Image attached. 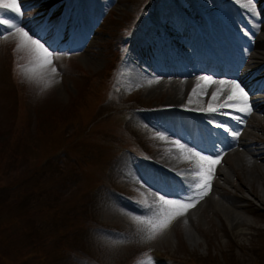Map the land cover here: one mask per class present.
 Segmentation results:
<instances>
[{
    "label": "rangeland",
    "instance_id": "rangeland-1",
    "mask_svg": "<svg viewBox=\"0 0 264 264\" xmlns=\"http://www.w3.org/2000/svg\"><path fill=\"white\" fill-rule=\"evenodd\" d=\"M82 1L83 27L74 33L80 0H18L23 15L16 22L61 56L54 61L58 82L47 90L18 74L15 41L0 39V255L7 260L0 258V263L264 264V206L256 200L242 201L238 208L214 196L223 214L219 218L204 195L198 212L196 203L154 240H147L145 226L131 218L148 214L138 201L152 203L161 195L151 187L154 183L164 188L173 183L155 165L181 166L187 163L183 155L196 158L182 155L174 144L163 146L169 139L146 134L160 129L154 121L167 129L174 126L167 115L155 116L153 111L137 117L132 111L135 97L146 101L130 81L133 51L128 47L124 56L123 47L117 51L111 46L123 27L140 32V38H134L138 44L150 36L147 25L157 23V12L161 20L176 25L181 20L177 13L188 16L190 3L210 1ZM12 17L14 13L4 10L3 18ZM61 19L67 32L61 28L65 34L58 38ZM121 58L123 76L113 78ZM161 93L150 104H163L173 95L172 89ZM120 132L124 139L115 137ZM134 147H140L148 161ZM222 167L233 179L229 167ZM240 175L246 184L242 193L250 196L253 188L264 197L258 177L250 185L247 174ZM189 191L186 188L180 197ZM192 209L199 215L190 222L187 215ZM224 209L243 223L229 221Z\"/></svg>",
    "mask_w": 264,
    "mask_h": 264
},
{
    "label": "bare ground",
    "instance_id": "bare-ground-1",
    "mask_svg": "<svg viewBox=\"0 0 264 264\" xmlns=\"http://www.w3.org/2000/svg\"><path fill=\"white\" fill-rule=\"evenodd\" d=\"M207 1H210L212 5L208 2H199V4L196 3L197 5H190L189 12L195 19L181 14L182 22H176V25L169 24L166 20H161V13L157 12L156 19L158 21L154 24H157L158 28L151 25L153 22L149 23L147 26L151 31L150 36L146 39L142 37L138 44L135 43L134 38H140V32H137L132 37L134 44L132 47L131 66L134 68V72L131 74L130 81L132 88L142 93L146 101L142 102L135 97L131 104H134L133 107L135 108L132 111L135 112L137 117L155 111L152 115H167L168 122L174 117L184 119L185 126L191 130L195 129L196 126L209 128L210 121L222 122L228 119H225L222 114H209L203 110H195L198 108H206L209 102L208 95H200V88H197V94L192 96V103H188L192 89L196 85V78L202 74H211L214 79L237 78L242 86L245 87V90L249 93L252 109L251 114L242 115L241 113H233L234 115H242L244 123L239 124L236 122L230 127L233 130L240 131L239 137L233 139L225 132L217 141L220 143L219 150H214L211 146L199 150L202 154L211 155L213 158L219 153L223 154L220 163L213 167V178L211 179L208 192L204 197L210 211L216 214L217 217L223 218L221 210L216 206V202H213L212 198L214 196L221 197L223 201L238 208H242L240 205L242 201L253 204L256 200L260 205L264 206V197L253 188L251 191H248L250 196L242 193L246 188V184L242 181L240 175V172L246 173L247 182L250 185L258 177L264 187V140L260 137V134L264 136V94L256 97L252 96L255 93L263 92L260 89L264 87V83L258 86L248 85L246 82L247 78L251 79L255 75H261L260 70L264 69V0H252L251 9L245 7L248 0H229L222 5H220V0ZM219 7L221 8L219 9ZM184 24H187V29L181 27ZM189 31H192V33L195 32L196 36L194 37L193 43L189 42ZM160 32L163 33L161 38L158 36ZM213 36L219 40L218 43H215V46L211 44L215 40ZM237 43H244L243 47L247 46L249 48V52H246L245 58H241L243 64L248 67L244 69L242 76L237 75L231 70L234 62L225 59V52L235 51ZM178 44L187 45L188 49L197 48L194 61L184 51L180 50ZM203 44H206L210 49L215 48L216 55L213 54L217 59L213 58L209 51L210 54L207 51H203ZM201 47L202 49H200ZM170 50L179 51L180 57L182 56L186 62L183 63L186 67L183 65L179 68L174 66L179 59L177 57L179 54L175 55V52L170 53V61L167 60L164 62L163 67L158 66L156 61L158 57L163 55L167 59V54ZM200 84L203 86L204 82L201 81ZM163 89H172L173 95L163 102V104H150V99L156 95L161 96ZM211 91L212 88H209V95ZM213 103L215 104V102ZM223 111L228 112L230 110L223 109ZM154 123L156 128L160 129H157L156 132L146 133L149 137L152 134L164 135L163 132H167L171 136V138L167 137L169 141L179 139L182 143L196 150V145L193 144V141L180 138L177 131L164 128L158 122L154 121ZM115 137L124 139L125 135L120 132ZM247 139L249 142H246ZM93 140L95 141V139ZM169 141L163 146L173 145ZM92 146H94L93 143ZM183 158L187 163L181 166L179 164H173L167 168L159 165H155L154 167L159 171L166 172L169 182L171 178H174L176 184H178L176 179L178 178L177 172L181 173L182 170L193 166L191 163L192 160L187 155H183ZM222 164L229 167L233 179L223 169ZM219 180L229 184L233 188V191L225 188ZM234 181L239 182L238 186L232 184ZM151 187L167 198L176 197L174 190L155 186ZM199 204H201V201L195 206L196 208L194 210L196 212L201 209V207L197 208ZM194 210H190V214L187 215L190 222L198 219L199 214L193 213ZM224 212V215L229 221L237 222V225L241 224V222L243 223L242 219H236V216L228 210L224 209ZM185 229L191 238V243L195 244L196 240L191 235L190 230L187 226Z\"/></svg>",
    "mask_w": 264,
    "mask_h": 264
},
{
    "label": "snow or ice",
    "instance_id": "snow-or-ice-1",
    "mask_svg": "<svg viewBox=\"0 0 264 264\" xmlns=\"http://www.w3.org/2000/svg\"><path fill=\"white\" fill-rule=\"evenodd\" d=\"M245 7L251 9L252 0H248ZM4 10L14 13L15 17L3 18ZM22 15L18 0H0V26H3V30L0 31V39L15 41L13 54L16 56L15 67L18 74L26 82L47 90L52 84L58 82L59 73L54 61L59 60L61 56L54 49H51V45L46 46L40 38L30 34L29 31H26L24 27L16 22V17ZM21 60L24 63H20ZM201 81L204 82L203 86L200 84ZM197 88H200V95L209 96V102L206 108L195 110H203L209 114L227 115L239 124L244 123L242 115L251 114L249 93L237 78L214 79L211 74L198 76L192 94L189 96V104L192 103V96L197 94ZM209 88H212L210 95L208 93ZM223 109H229L230 111L224 112ZM233 113H241L242 115H234ZM210 123H213L216 128H222L233 139L238 138L240 135V131L233 130L228 125L213 121H210ZM158 138L161 140L167 139L165 135L161 134H158ZM169 142L176 145L182 155L187 153L190 157L196 158L191 161L193 164L191 168L182 170L179 173L190 191L189 194L177 198H166L165 195L158 194L154 197L152 203H149L147 199L138 201L147 210L148 214L143 217L133 215L131 218L138 225L145 226L144 231L147 233V240L156 239L170 226L174 219L185 215L188 209L194 207L207 194L206 190L210 187L213 178V167L220 163L223 155L219 153L213 158L211 155L194 150V148L182 143L179 139ZM149 194L151 195V193ZM148 264H151L150 260Z\"/></svg>",
    "mask_w": 264,
    "mask_h": 264
},
{
    "label": "trees",
    "instance_id": "trees-1",
    "mask_svg": "<svg viewBox=\"0 0 264 264\" xmlns=\"http://www.w3.org/2000/svg\"><path fill=\"white\" fill-rule=\"evenodd\" d=\"M117 77H118V72L115 71V73H113V78H117ZM0 258H3V259H4V257H3L2 255H0ZM3 259H2V260H3ZM4 260L7 262L6 258H5ZM4 260H3V261H4ZM5 261H4V262H5ZM0 264H2V263H0Z\"/></svg>",
    "mask_w": 264,
    "mask_h": 264
}]
</instances>
